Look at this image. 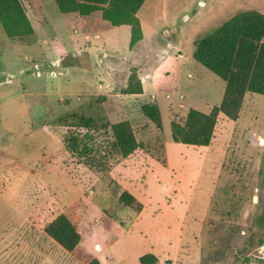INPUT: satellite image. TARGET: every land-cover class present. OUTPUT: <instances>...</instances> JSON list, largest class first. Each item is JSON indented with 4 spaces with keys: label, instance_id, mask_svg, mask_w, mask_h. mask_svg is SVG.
<instances>
[{
    "label": "rangeland",
    "instance_id": "obj_1",
    "mask_svg": "<svg viewBox=\"0 0 264 264\" xmlns=\"http://www.w3.org/2000/svg\"><path fill=\"white\" fill-rule=\"evenodd\" d=\"M19 2L26 16L58 9ZM245 10L264 14V0H144L145 40L119 64L110 96L57 94L46 62L0 75V264H264V94L246 92L209 132L204 116L225 82L191 61L200 37ZM162 33L175 40L165 58L193 67L172 76L157 127L141 110L156 104L123 91L138 90L139 66L161 61ZM206 87L216 105L204 106ZM69 136L77 148H66ZM61 215L79 233L72 250L45 230Z\"/></svg>",
    "mask_w": 264,
    "mask_h": 264
},
{
    "label": "crops",
    "instance_id": "obj_2",
    "mask_svg": "<svg viewBox=\"0 0 264 264\" xmlns=\"http://www.w3.org/2000/svg\"><path fill=\"white\" fill-rule=\"evenodd\" d=\"M27 18L33 29L32 37L27 42L12 41V37L5 33L0 24V75L11 73L15 63L18 68L33 63V67L38 71L42 63H50L52 71L49 72L55 77L58 85L57 94L62 96L68 93L73 97L98 93L110 96L115 86L113 75L125 69L123 67L119 69V64L134 60L138 52L137 47L145 40V35L142 33V39L130 48V26L126 24L112 26L108 21L103 20L101 13L97 14V11L89 15H79L76 12L63 13L55 6L43 4L39 15L31 14ZM166 36L168 33L157 34L155 37L158 44L156 50L161 51V61L156 59L136 69L140 92H123L141 100L148 99L155 103L159 110L160 102L166 108L171 107L169 88L170 84L176 83L172 76L182 71H189V68L193 67L192 64L181 59L176 61L165 58L175 46L174 36L171 34L168 36L171 37L170 46L166 48ZM121 38L124 41L123 45L120 44ZM191 61L195 65H201L193 56ZM163 75L170 76L173 79L171 83L167 82L168 85H163L161 79ZM7 81H11L10 76ZM217 81L216 78L211 79L215 85H218ZM202 82V80L196 82L199 90L203 89L200 88ZM218 86L219 101L224 86L222 84ZM207 91H209L208 87L203 100L204 106L216 105L218 101L212 103L209 98L210 93ZM4 96V93H0V100ZM1 106L2 102H0Z\"/></svg>",
    "mask_w": 264,
    "mask_h": 264
},
{
    "label": "trees",
    "instance_id": "obj_3",
    "mask_svg": "<svg viewBox=\"0 0 264 264\" xmlns=\"http://www.w3.org/2000/svg\"><path fill=\"white\" fill-rule=\"evenodd\" d=\"M37 10L40 0H28ZM58 10L63 13L76 12L79 15H89L94 11H100L103 20L112 26L126 24L130 26L129 47L132 48L142 39V29L137 12L144 0H54ZM39 15V12H37ZM0 24L9 37H25L33 33L32 26L23 10L19 0H0ZM195 61L213 72L225 82L223 98L218 106H214L209 115L204 116L210 123L207 128L211 131L214 118L223 114L228 118L237 115L240 101L246 92L264 94V14L257 10H245L215 27L199 38L192 54ZM126 93L140 92L124 90ZM143 114L157 127L159 125L160 112L156 105L144 103L141 106ZM192 116L198 115L191 111ZM81 124L89 127L88 121ZM127 143V137H118ZM174 141L184 143L195 140H178L173 133ZM129 142L134 138L129 134ZM68 149L78 147L77 139L69 136L65 139ZM128 202L134 201L131 195L124 194ZM62 247L72 250L79 241V233L65 218L58 216L45 228Z\"/></svg>",
    "mask_w": 264,
    "mask_h": 264
},
{
    "label": "water",
    "instance_id": "obj_4",
    "mask_svg": "<svg viewBox=\"0 0 264 264\" xmlns=\"http://www.w3.org/2000/svg\"><path fill=\"white\" fill-rule=\"evenodd\" d=\"M167 43H166V48H169L170 43H171V37H166Z\"/></svg>",
    "mask_w": 264,
    "mask_h": 264
}]
</instances>
